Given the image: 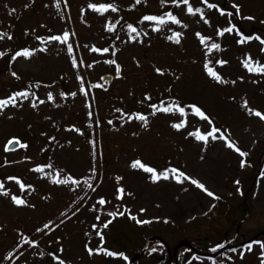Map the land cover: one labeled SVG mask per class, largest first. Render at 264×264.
I'll use <instances>...</instances> for the list:
<instances>
[{"label": "rangeland", "instance_id": "374dc122", "mask_svg": "<svg viewBox=\"0 0 264 264\" xmlns=\"http://www.w3.org/2000/svg\"><path fill=\"white\" fill-rule=\"evenodd\" d=\"M174 1L0 0V101H9L0 109V157L11 139L22 141L11 152L0 188V264H131L114 238L103 240L96 255L86 247L94 220L92 195H114L123 182L135 193L132 219L150 224L145 232L162 233L170 243L187 239L178 246V260L188 241L218 247L228 236L231 241L213 253L223 264H264V73L259 71L264 67V0H181L179 36L174 22L145 21L129 41L122 38L117 70L109 62L114 55L109 45L113 22L119 15L116 4L156 9ZM239 6L256 23L251 39L226 31L238 20L223 11ZM27 35L28 55L23 49L15 57L9 48ZM219 37L220 46L213 48L212 38ZM245 61L257 70L250 71ZM107 72L115 75L110 85L102 82ZM29 78L34 84L27 94L12 100V89ZM172 84L197 101L203 117L197 107L189 105L184 113L163 101L149 108L144 119L104 123L111 108L122 102L124 109L133 107ZM61 120L80 122L88 138L62 150L60 145L57 158L81 173L92 169L93 185L61 189L50 184L51 172H35L32 180L39 196L26 205L13 202L17 177L41 163L38 154L45 137ZM143 162L149 168L170 169L144 173L139 166ZM55 234L57 247L51 244ZM149 243L164 245L158 237ZM52 250L57 257H48ZM159 252L148 251L141 262L154 264ZM188 264L211 262L197 257Z\"/></svg>", "mask_w": 264, "mask_h": 264}, {"label": "trees", "instance_id": "16d2710c", "mask_svg": "<svg viewBox=\"0 0 264 264\" xmlns=\"http://www.w3.org/2000/svg\"><path fill=\"white\" fill-rule=\"evenodd\" d=\"M181 2V0H177L169 4H163L161 7L156 9H151L144 4L136 7L131 5L128 6L116 4L119 15L113 22V35L109 41V45L114 47V55L112 56L113 60L117 58L116 49H118V45L121 43L122 38H125L129 41L131 35L134 33L131 29L135 28V32H137V30L140 31L141 29H143L145 21H151L157 25H164L167 22H174L176 33L180 32L182 20L181 18H179V5L181 4ZM108 6H110L109 2ZM240 8L241 6H239L237 9L226 7V10L223 11L224 13H229V15H234L233 18H236L238 20L235 23L231 21L230 24H228V29L232 28L234 32L237 33V35L241 33L245 37H250L252 33L256 31V23L255 21H253V18L249 13L243 14ZM207 9L211 10L212 8L207 6ZM168 14H171V16H169ZM145 17H156V19L148 20L145 19ZM172 17H174L175 20H173ZM161 20H163V23H161ZM175 21H179V23H176ZM212 39L215 42V45H218L219 47L220 37L219 39ZM27 40L29 41L26 42ZM30 46L31 36L27 35L24 40H17L14 48L9 49L15 56H17L19 55V51L23 49L28 53L30 50ZM222 50H224V48ZM109 62L112 63L113 61ZM214 62L215 60L213 59L212 63ZM219 66L220 65L216 67ZM32 84H34L32 80L30 78L27 79L22 87L12 89V96L18 98L25 96L23 94H27V91H29ZM174 86V84L168 86V89L162 91L160 94L151 93V95L147 96L146 99L141 100L138 105L127 109H124V103L122 102L120 107L116 106L115 108H111L109 113L104 118V123L114 125L118 121L123 123L124 120L129 118L137 119L139 117H142L143 115L148 114L149 108L163 101H167L169 103V107H171V105H175L174 107L184 113L186 112L187 108L190 107L189 105L201 108L197 101H192L185 94H180L174 89ZM171 88L173 89L172 92L170 90ZM79 124L80 122H77L76 120L72 121L71 123H67L66 120H61V122L53 128V131H51V136L45 137V140L47 138V140L45 141V145L41 148L38 154V158L41 159V163L37 166V168L31 170V173L26 174L23 177H17L19 178V186L16 194L12 196L13 202V197H15L16 199L23 201L22 205H26L29 203H33L34 197L39 196L40 189L36 187V183L32 180V175L35 172H51L52 176L50 184L55 185V183H58L61 189L66 186H73L76 189H82L83 187H87V185L90 187L93 185L92 179L89 178L90 171H92V169L88 170L87 172L81 173L75 170L72 166H67L62 162H59V159L57 158V151L59 150L60 145L62 150L65 144H77L80 138L82 140L88 138V133L84 131V129L81 128ZM67 130L71 132L70 137H67ZM27 155L29 156L30 154L27 152ZM10 156L11 153L5 152L3 156L0 157V184L2 185L7 179V175L6 173H4V170L7 169L10 165ZM139 160L142 161V158L140 157ZM143 163L144 167H142V170L145 173V168L149 167L147 166V162ZM152 168L154 170V174H157V170L163 171L164 169H167L168 171L170 169V166L166 165L165 167H156L154 165ZM146 172L152 173L148 171ZM118 176L121 177L120 174H118ZM133 195H135V193L129 191L124 182L119 186L118 192L114 195L107 193V191L102 195H92L93 198L91 207L92 211L94 212V220L89 224V239L86 242V247L87 249L89 248L88 251H92V254L96 255L99 252V249L100 251L101 249H103V247H100L103 240L106 241L107 239L114 238L116 239L115 241H119V243L121 244V249L119 252L125 254L128 259H131L135 254L143 249L150 237L157 235L165 239V236L162 233L156 232L150 234L147 231L145 232V228L150 225L147 222H137L132 219L130 207L132 205ZM122 199H124L125 201L122 202ZM101 200H103L104 203H100ZM221 200L227 204L229 202L228 200H226V198H223ZM242 203L244 207H246L245 202L243 201ZM118 209L121 210V212H119ZM110 213H114L115 215H109ZM108 218L109 220H107ZM111 221H114L115 223L117 222V226H113V223H111ZM105 225H107V227H105ZM56 238L57 236L53 238L51 244L57 247V245L54 243L56 241ZM230 238L231 237L225 236L222 240V243L219 244L218 247H211L208 244L199 245L194 240H191L190 242L194 243L202 249L215 252L223 246L224 242L227 243ZM183 240L187 239L181 237L180 240L176 243L167 242L169 245V249L166 245H159L152 248L150 251L159 250V253L161 254V257L154 264H165L168 259L169 251L174 252L175 246ZM129 241H131L132 243ZM48 255V257H51L53 255V257H57V255L53 253V250L50 251ZM197 257H199L198 253H196L190 247H185L180 253L179 262H177L176 259L173 258L169 264H188L191 260ZM135 264H143L141 262V258H139L135 262Z\"/></svg>", "mask_w": 264, "mask_h": 264}, {"label": "snow or ice", "instance_id": "6c2138e0", "mask_svg": "<svg viewBox=\"0 0 264 264\" xmlns=\"http://www.w3.org/2000/svg\"><path fill=\"white\" fill-rule=\"evenodd\" d=\"M137 2H139V0H137ZM184 2L187 3L188 0H184ZM109 7H112V6H109ZM210 7H211V5H210ZM112 10L115 11L116 9H115V8H112ZM188 11H189V12H192V8L189 7V8H188ZM168 15L171 16V14H168ZM145 19H148V20H155L156 17H145ZM172 19L175 20L174 17H172ZM175 22H176V23H179V21H175ZM161 23H163V20H161ZM110 30H111V29H110ZM131 30H132L133 32L136 31L135 28H132ZM226 31L231 32V31H232V28L226 29ZM221 34H223V33H221ZM176 36H179V34L177 33ZM53 39H55V40H61V37H53ZM244 39H251V37H246V38H244ZM244 39H242L240 42L243 43V42H244ZM257 39H259V38L257 37ZM63 40H65V41L67 40V34H65V36L63 37ZM176 42L179 43V40L177 39ZM261 42L264 43V41H261ZM212 47H213V48H217L218 45H215V44H214V45H212ZM94 50H95V49H94ZM69 51H71V45H69ZM24 55H28V53L25 52ZM245 67H248L250 71H255V70H257V69L252 68V67L250 66V61H245ZM259 71L262 72V73H264V67H259ZM210 74H211L214 78H216L218 81L220 80V77L217 76V74H216L215 72H211ZM221 82H222V81H221ZM23 95H26V94H23ZM12 100H15V97H13ZM8 103H9V101H0V109H3ZM163 110H164V111H167V109H163ZM196 112H197V114H199V115H201V116L203 117V113L200 111V109L197 108V109H196ZM255 114H256L257 116H260V115H261L259 112L255 113ZM140 118H141V119H144V117H140ZM204 118L207 119V117H204ZM177 127H179V125H177ZM215 131H217V130H216V129H213V133H214ZM198 138H199V139H202V140H205V141H207V139H208V137H206V136H199ZM212 138H213V139H216V136L213 135ZM221 138H223V136H222ZM10 143H18V142H17V141H10ZM228 146H229V147H233V145H232L231 143H229ZM236 151L239 152L240 150L237 148ZM240 155H241V156H244V155H246V154L243 153V152H240ZM137 164H139V162H137ZM139 166H140V167H144V165H142V164H140ZM242 166H243V164H242ZM145 171H148V172H154V170H153L152 168H145ZM173 171H175V170H173ZM181 175H183V174H181ZM155 178L159 179L160 177H155ZM163 178H164V179H167V178H168L167 174H163ZM192 183H193V184H197L198 187H200L201 189H203V190H204L209 196H213V195H214L212 192L208 191V190L204 187L203 184H198V182L195 181V180H193ZM2 187H3V185L0 184V188H2ZM13 200H14V202L17 203V204H22V203H23L22 200L16 199L15 197H13ZM100 203H104V201L101 200ZM109 215H115V214H114V213H110ZM105 227H107V225H105ZM90 251H91V250H90Z\"/></svg>", "mask_w": 264, "mask_h": 264}, {"label": "water", "instance_id": "95a60500", "mask_svg": "<svg viewBox=\"0 0 264 264\" xmlns=\"http://www.w3.org/2000/svg\"><path fill=\"white\" fill-rule=\"evenodd\" d=\"M119 67V66H118ZM102 80L105 84L109 85L113 80H114V75L111 74V73H107V74H104L103 77H102ZM11 141H17L18 143H8L7 147H6V150L9 152V151H14V150H17L21 147V141L19 139H13ZM146 247L142 250V252L139 254V255H136L132 262L135 261L137 259L138 256L140 255H143L145 254L146 252Z\"/></svg>", "mask_w": 264, "mask_h": 264}, {"label": "bare ground", "instance_id": "6f19581e", "mask_svg": "<svg viewBox=\"0 0 264 264\" xmlns=\"http://www.w3.org/2000/svg\"><path fill=\"white\" fill-rule=\"evenodd\" d=\"M151 244V243H150Z\"/></svg>", "mask_w": 264, "mask_h": 264}]
</instances>
